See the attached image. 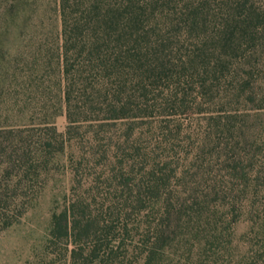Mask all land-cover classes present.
<instances>
[{
    "label": "trees",
    "instance_id": "1",
    "mask_svg": "<svg viewBox=\"0 0 264 264\" xmlns=\"http://www.w3.org/2000/svg\"><path fill=\"white\" fill-rule=\"evenodd\" d=\"M141 1L59 0L63 44L58 59L68 126L65 132L58 130V110H54L43 113L40 122L2 131L0 152L6 158L0 159V228L9 227L26 213L34 188L42 189L49 180L50 165L61 163L60 157L56 162L54 158L77 141L69 164H64L72 175V194L61 211L54 212L50 232L52 247L67 245L65 264H168L170 252L191 240L218 247L225 242L233 247L231 231L240 218L249 227L246 240L250 249L243 254V264H263L264 170L254 171L243 164V207L234 205L222 213L212 206L222 201L214 199V193L221 196L222 184L209 176L208 167L203 172L198 165L205 148L215 141L213 129H207L193 144L196 153L187 154L185 161L172 154L176 152L172 141L183 128L170 119L166 126L163 121L157 126L158 140L140 141L144 128L137 120L156 112L167 117L192 108L184 99L187 89L180 90V83L197 77L195 90L202 96L216 86L214 82L209 85L210 73L215 81L220 77L209 67L214 57L199 65L193 63L196 57H204L192 55L176 71L169 63H152L148 4ZM213 1L185 4L184 23H190L192 29ZM222 2L231 9L222 18L220 46L217 44L222 48L221 64L215 67L223 71L230 68L227 57L241 47L236 40L239 33H250L263 18L253 0ZM166 80L172 83L168 89L157 88L161 93L156 95L153 88ZM122 119L131 121L130 138L115 140L111 126ZM212 119L221 121L222 116ZM139 127L143 132H138ZM233 167L240 166L236 162ZM198 176L205 189L194 186ZM199 198L212 202L201 206ZM201 216L212 225L206 232L192 222ZM224 224L230 236L226 240L219 236L224 234ZM223 247L214 256L197 254L193 264H225L220 254L226 250ZM232 247L226 251L230 254L226 264H241Z\"/></svg>",
    "mask_w": 264,
    "mask_h": 264
},
{
    "label": "rangeland",
    "instance_id": "2",
    "mask_svg": "<svg viewBox=\"0 0 264 264\" xmlns=\"http://www.w3.org/2000/svg\"><path fill=\"white\" fill-rule=\"evenodd\" d=\"M189 1L198 3L200 0L141 1L143 5L148 4L146 17L152 39L151 62L169 63L176 71L182 70L183 62L192 55L204 57H196L193 63L199 65L214 57L215 61L212 60L209 67L216 70L220 77L215 81L213 73H210L209 85L214 82L216 86L213 91L208 90L202 96L195 90L197 77L192 76L189 83H180V90L187 89L188 93L187 97L181 96H184L189 107L192 105L189 112L167 117L156 112L137 120L138 125L144 128V135H141L140 132L143 131L140 127L138 132L142 142L158 140L157 126L161 121L164 126L169 119L172 124H180L183 132L172 141L176 144V152L172 154L185 161L187 154L190 156L196 153L192 150L193 144L199 142L207 129H213L215 134L212 137L215 141L205 148V157L200 158L198 165H201L202 171L205 166L208 167L209 176L222 184L221 186L217 182L224 189L221 196L214 193L215 201H222L214 202L212 206L226 213L234 205L243 207V164L254 171L264 170V108L260 107L264 106V0H253L263 22L254 26L248 34L239 33L240 37L237 36L236 40L239 39L241 47L227 57L230 68L223 71L215 67L217 63L221 64V60H218L222 49L219 47L222 32L220 23L222 18H227L231 9L222 0L213 1L211 9L207 7L204 10L206 14H203L198 24H192L191 29L190 23H184L188 10L184 6ZM62 44L59 0H0V142L4 140V129L17 127L21 123L40 122L43 113L50 114L54 110H58L55 117L58 130L66 131L68 119L61 96L58 59ZM222 57L225 58V55ZM190 77L191 75L186 78ZM184 82L187 81L184 79ZM168 83L172 82L166 80L159 83L158 87L153 88L154 93H161V89L157 88L168 89ZM220 116L221 121L212 119ZM130 124L128 119H122L111 126L114 139L130 138L127 131ZM86 128L88 126L84 127ZM76 143L77 141H73L65 154L54 158L56 162L60 157L61 163L50 165L49 180L42 189L39 186L34 188L35 194L26 213L9 227L0 228V264H65L69 254L67 245L61 243L60 249L52 247L50 232L54 212H60L68 202V196L72 194V175L64 164H69ZM179 150L181 154L178 153ZM5 158V154L0 152V159ZM190 160L189 158L187 163ZM236 162L240 166L237 169L233 167ZM197 178L194 186L199 185L200 189H205L204 182H199V176ZM192 184L193 181L187 187ZM199 201L205 207L209 206L208 202H212L203 198H199ZM192 222L197 227L202 225L201 229L205 232L212 226L208 224L206 216L198 217ZM223 226L225 229L227 224ZM248 229V223L243 222V218L235 223L231 231L234 248L225 242L221 246L226 247L225 251L220 252L224 255L225 264L230 256L226 251L230 247L243 264V254H248L250 249L246 240ZM213 236L214 234H209L208 238ZM219 236L225 240L230 238L226 229ZM183 244V247H177L179 250L173 249L170 252L172 261L168 264H193V258L197 254L214 256L221 249L214 243L205 245L194 240Z\"/></svg>",
    "mask_w": 264,
    "mask_h": 264
}]
</instances>
